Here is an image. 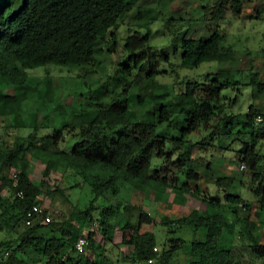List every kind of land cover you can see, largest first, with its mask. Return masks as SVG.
Instances as JSON below:
<instances>
[{
  "label": "trees",
  "instance_id": "obj_1",
  "mask_svg": "<svg viewBox=\"0 0 264 264\" xmlns=\"http://www.w3.org/2000/svg\"><path fill=\"white\" fill-rule=\"evenodd\" d=\"M166 5V0H157L153 8H137L134 25L138 30L124 39L125 60L115 67V78L108 73V81L86 97L89 104L86 109L74 114L63 128L46 135H39L38 117L33 114L32 130L19 135L18 130L24 127L22 103L36 92L38 97L50 101L54 93L52 77H45L44 87L39 89L30 85L27 71L53 65L83 74L97 66L100 44L110 41L113 45L108 51H114L117 36L112 29L133 9L134 2L0 0V128L4 131L0 132V231L9 235L0 239V264H119L110 261L104 249L99 248L94 231L83 230L84 223L94 222L93 211L99 208L103 235L109 233L111 221L122 216V244L128 247L123 264H150V259L154 264H179L172 260L184 241L179 237L166 239L169 247L164 242L159 248L156 234L141 230L155 220L141 205L123 202L120 191L124 186L140 193L159 186L173 191L178 199L187 194L204 205L203 213L193 210L187 216L174 221L166 218L165 223H160L169 234L185 226L205 228L204 239L194 240L190 245L192 257L188 264H264V243L254 232L259 224L238 217L237 206L246 208L249 202L230 191L234 179L228 176L216 179L223 197L208 192L194 194L188 184L189 180L199 179L191 154L196 142L190 139L198 132L208 139L201 148L212 146L237 152L238 162L250 173V189L264 213V110L258 111L250 104L242 119L231 112L236 97L226 100L222 92L238 86L239 81L222 77H235L232 71L208 74L206 82H190L184 90L174 93L171 100L165 88L162 94H153L155 86L160 87L155 83L160 62L148 34L140 30H147ZM200 9L204 20L216 23L215 28L205 37L183 38L180 68L234 59L235 50L226 42V31L220 24L230 18L240 19L242 0H207ZM175 49L177 55L178 48ZM145 68L144 79L127 77L133 76L134 70L142 75ZM138 83V104L150 95L155 107L146 120L132 121L129 92ZM246 84L264 92L258 72H252ZM9 86L13 93L6 91ZM108 94L111 100L105 101ZM164 99L165 103L160 102ZM7 118H11L9 123ZM168 129L173 133L167 134ZM66 134L72 142L67 149L62 146ZM29 156L45 164L37 181L29 171ZM68 172L74 177L68 188L85 186L87 204L83 208L74 207L65 216L52 214L47 223L37 219L26 225L27 210L34 204L42 205L45 197L58 194L69 200L63 189L52 184L58 174L69 181L65 178ZM133 211L136 216L132 213L130 217ZM237 223L248 242L243 247L235 243L224 246V232ZM81 236L89 241L85 252L75 247ZM6 252L8 257L4 259Z\"/></svg>",
  "mask_w": 264,
  "mask_h": 264
},
{
  "label": "rangeland",
  "instance_id": "obj_2",
  "mask_svg": "<svg viewBox=\"0 0 264 264\" xmlns=\"http://www.w3.org/2000/svg\"><path fill=\"white\" fill-rule=\"evenodd\" d=\"M134 2L133 9L124 14L119 21L117 28L112 29L117 36V44L113 52H109L108 48L113 44L102 41L100 47L102 51L96 56L97 66L91 67L86 73L79 74L81 71H68L65 67H56L53 65L39 66L29 69L28 75L32 86L42 89L44 86L43 79L45 77L53 78V99L50 101L47 97H38L37 92L30 94L22 103L21 116L24 127L18 130L19 135H27L33 126V114L37 115L38 125L40 126L39 135L52 133L56 128H63L70 122L74 114H78L82 109H86L89 104L86 97L97 89V87L108 81V73L112 79L115 78V67L125 59L124 39L127 35L138 30L135 27V15L137 8H153L157 5V0H129ZM207 0H166V8L158 13V19L149 24L147 30L144 28L140 31L147 33L150 44L154 46V54L160 62V72L156 76L155 83L160 87L152 90L153 94L160 95L164 88L170 92L169 99H173L174 93L182 91L190 82H206L208 74H214L219 71L234 72L235 77H222L223 79L239 81V85L229 87L222 92V97L226 100H236L231 107V112L238 119L244 118L250 104H254L258 111L264 110V92L259 93L256 88L247 85L252 72H258L260 80L264 83V0H242V11L240 19H228L220 25L226 31V42L231 44L235 50L234 59L229 61H210L202 62L195 68H180L181 41L187 38L205 37L214 28L215 22H208L203 19L200 5ZM256 16V17H255ZM258 16V18H257ZM249 17H255L251 19ZM178 39L176 42L175 40ZM178 48V54L175 55V48ZM133 76L144 79L143 75L146 68L143 69L142 75L136 70ZM139 75V76H138ZM140 90V83L134 84L129 92V108L131 110L132 121H143L148 117V112L155 107V101L150 95L145 96L142 104H138L136 98ZM13 93V89L9 86L6 90ZM46 96V95H45ZM168 99V98H167ZM161 100L165 103L167 101ZM105 101L111 100V94L106 95ZM160 100V99H159ZM9 123L11 118H7ZM166 131V130H165ZM3 134V128H0ZM167 134H172L173 130L168 129ZM203 133V132H202ZM190 139L196 142L191 150L193 156L194 168L199 173L198 180H189V187L194 194L208 192L209 194H218L223 197L224 192L218 188L216 179L218 177L228 176L234 179V185L230 189L232 193L242 195L249 202L246 208L238 207V217L254 221L257 225L254 232L264 243V213L260 211V205L257 196L251 191L250 173L247 168H242V164L238 162L236 151H222L216 147L209 146L208 149L201 148L202 143L208 141L207 136L203 137L201 133H194ZM230 139H227V143ZM71 139L68 134L62 142L63 148L67 149L71 145ZM235 145V144H233ZM236 146V145H235ZM237 148V147H236ZM30 167L32 177L37 181L41 176V171L45 164L34 157H30ZM58 179L53 181V185H58L63 189V193L69 200L66 201L61 195L56 194L54 197H45L42 206L48 211L49 216L68 215L74 207L83 208L88 202L86 187L68 188L69 184L74 182L71 173H67L64 181L61 175L56 176ZM86 195V196H85ZM123 202H130L134 205H141L147 210L155 220L154 224L143 225L142 232L152 231L156 234L160 241L161 248L165 242V247H169L166 239L179 237L184 241L182 247L177 250L173 262L179 264H188L191 261L190 245L192 241H201L204 239L206 230L204 227L194 228V226H185L176 228L174 233H168L167 227L160 223H165L166 218L172 221L189 215L193 210L200 213L205 211L204 205L197 199L185 194L182 198H176L170 189H161L154 186L146 189L143 193L137 190L123 187L120 191ZM116 200L120 199L115 197ZM129 200V201H128ZM102 201V200H101ZM100 210L93 211L94 222L90 224L84 223V232L94 231L96 233L95 240L99 248L104 249L105 255L110 261H119L123 264L124 255L128 251V247L122 244V230L120 228L122 216L111 221L108 226L109 233L101 234L100 231ZM258 212L260 215H258ZM133 213V215H132ZM136 216V212L129 213L131 217ZM228 221H232L229 216ZM233 229L224 232L222 244L228 246L232 243L243 247L247 242V237L241 235L240 223L235 224ZM9 237L4 231H0V239ZM245 255L246 251L242 250Z\"/></svg>",
  "mask_w": 264,
  "mask_h": 264
},
{
  "label": "built area",
  "instance_id": "obj_3",
  "mask_svg": "<svg viewBox=\"0 0 264 264\" xmlns=\"http://www.w3.org/2000/svg\"><path fill=\"white\" fill-rule=\"evenodd\" d=\"M258 121H261V117L257 118ZM244 166L242 165V168ZM19 196H22V192L18 193ZM37 219H42L44 223L50 221V216L46 214L45 208L42 205L34 204L26 212L25 223L26 225H32L33 222ZM88 245V239L85 237H80L75 245L76 249L79 252H84ZM8 253H4L3 258L7 259ZM149 263H154V260H149ZM162 264H172V263H162Z\"/></svg>",
  "mask_w": 264,
  "mask_h": 264
},
{
  "label": "clouds",
  "instance_id": "obj_4",
  "mask_svg": "<svg viewBox=\"0 0 264 264\" xmlns=\"http://www.w3.org/2000/svg\"><path fill=\"white\" fill-rule=\"evenodd\" d=\"M244 168V167H243ZM45 211H46V209H45ZM47 214V213H46ZM49 215V214H48ZM81 237H84V236H81ZM86 238V237H85ZM89 242V241H88ZM86 250V249H85ZM85 252V251H84ZM151 260V259H150ZM153 260V259H152ZM155 262V261H154ZM151 264V263H150ZM152 264H154V263H152ZM173 264V263H172Z\"/></svg>",
  "mask_w": 264,
  "mask_h": 264
}]
</instances>
